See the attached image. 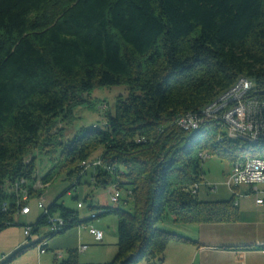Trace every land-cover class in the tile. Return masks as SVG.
Segmentation results:
<instances>
[{
	"label": "trees",
	"instance_id": "16d2710c",
	"mask_svg": "<svg viewBox=\"0 0 264 264\" xmlns=\"http://www.w3.org/2000/svg\"><path fill=\"white\" fill-rule=\"evenodd\" d=\"M241 76L264 87V0H0V230L21 225L15 189L41 195L37 182L50 183L56 173L39 178L29 150L78 106L91 105L96 86L116 84H127L129 94L118 96L106 120L60 142L62 171L80 183L91 169L97 186L115 183L127 192L121 202H134L133 210L99 207L98 215L119 216L117 253L100 264H163L170 242H195L158 226L170 216L181 223L242 220L237 192L199 199L201 152L230 162L264 158V135L233 138L216 119L189 130L178 124ZM99 150L103 164L87 167ZM58 199L25 226L32 228L28 240L39 238L0 264L43 239L49 249L51 236L87 220ZM58 217L64 223L52 230ZM56 262L94 264L81 262L77 248Z\"/></svg>",
	"mask_w": 264,
	"mask_h": 264
},
{
	"label": "rangeland",
	"instance_id": "374dc122",
	"mask_svg": "<svg viewBox=\"0 0 264 264\" xmlns=\"http://www.w3.org/2000/svg\"><path fill=\"white\" fill-rule=\"evenodd\" d=\"M246 77V76H245ZM243 79V78H242ZM241 79V80H242ZM240 80V84H241ZM129 94V87L127 84L103 85L96 86L89 96L90 101L85 102L76 108L74 117L66 121H60L57 126L49 133L44 134L42 141L36 146L32 147L27 154V160L35 159L36 174L41 178L50 169L55 168V175L50 183L44 184L40 180L37 182L38 192L42 191L45 196L46 204L49 205L54 200L64 203L65 206L72 208L78 212L79 218L83 221L81 224L70 227L66 232L58 233L49 238L50 250L47 255L54 257L55 261L66 258L69 249L77 248L79 252V260L83 263H106L111 261L118 250V222L119 216L114 212L99 214L101 204H108L113 206L110 200V190L115 191L117 184H109L105 187L97 186L91 179V169L87 174L83 175L81 182L77 183L78 175L70 176L68 171H62L60 166L62 164L61 157V141L63 143L73 139L76 135H80L83 128L92 127L96 123H103L107 116L108 109L114 110L115 102L119 95L127 96ZM209 129V128H208ZM59 133V134H58ZM102 150L94 154L95 160ZM209 153V156L202 160V167L204 173L199 183V199L202 200H226L230 199L234 192L235 200L241 203V208H247L246 216L250 219L258 218L260 214L264 215V208L258 207V197L264 198V183H259L257 187L259 191H253L248 184H240L236 188H231L227 183L228 172L230 170L229 159L218 154ZM207 184L216 185V191L209 189ZM123 191V198L126 197L127 192ZM40 194H36L30 198L29 204L32 207L30 214H19L16 216V223L21 225H12L4 230H0V257L8 253L7 246L12 240L23 238L27 236L24 233L26 225L35 223L37 219L43 214V209L39 207ZM107 205V206H108ZM121 206L128 210H133L134 202H121ZM176 220L172 216L165 218L158 223V226L174 232ZM198 222H191L182 226L184 230L187 225ZM87 224V226H85ZM80 226L82 227L80 229ZM94 226L104 231V240L97 241L95 236L90 232L89 228ZM47 225H42V230H46ZM186 231L187 230L186 228ZM39 235L34 233L27 242L35 241ZM194 240V239H193ZM174 242V241H172ZM170 242L166 250V259L163 264H185L192 256L191 248L194 244L190 242L184 243L181 248L175 249ZM81 243L88 244L89 247L81 251ZM172 247V248H171ZM37 247L32 250L36 251ZM172 249V250H170ZM175 249V250H174ZM34 251V252H35ZM63 253L62 257L55 255V252ZM56 252V253H57ZM11 254V253H10ZM56 256V257H55ZM32 257V256H31ZM188 263V262H187ZM186 263V264H187ZM12 264V263H10ZM14 264V263H13ZM135 264H161L158 259L156 262H150L147 259Z\"/></svg>",
	"mask_w": 264,
	"mask_h": 264
},
{
	"label": "built area",
	"instance_id": "2783aa9c",
	"mask_svg": "<svg viewBox=\"0 0 264 264\" xmlns=\"http://www.w3.org/2000/svg\"><path fill=\"white\" fill-rule=\"evenodd\" d=\"M208 119H216L220 121L230 137L244 138L259 137L264 135V87L258 88L253 79H242L241 84H238L232 92L223 93L217 100V103L212 109H202L200 114L193 112V118H186L185 115L178 119V124L186 129H192L194 126H199L200 123ZM203 159L209 156L207 152H201ZM102 158L97 157L92 162L85 163L87 167L102 165ZM227 183L231 188H236L240 184H248L253 191H259L257 187L259 183H264V159H259V156H251L249 159H234L230 162V170L228 172ZM22 182H25L22 179ZM18 185V184H17ZM209 189L216 191L217 186L207 184ZM16 188V187H15ZM115 191L110 190V200L113 203L120 204L123 197V191L115 186ZM18 191L19 204H23L20 214H28L32 212V207L29 204L31 193L29 188L15 189ZM257 203L264 204V198L258 197ZM39 207L47 212L46 200L44 193L40 195ZM64 223L61 217L54 218L51 229L60 230ZM87 226V225H85ZM90 232L95 236L97 241L104 240V231L102 229L91 226ZM26 236L31 234V226L24 228ZM47 240L43 239L39 249L44 252L47 248L44 246ZM89 247L88 244H81L80 250L84 251ZM61 256V253H60Z\"/></svg>",
	"mask_w": 264,
	"mask_h": 264
},
{
	"label": "crops",
	"instance_id": "0c3cea01",
	"mask_svg": "<svg viewBox=\"0 0 264 264\" xmlns=\"http://www.w3.org/2000/svg\"><path fill=\"white\" fill-rule=\"evenodd\" d=\"M112 204L113 206H117L115 203ZM238 204L243 213V218L240 221L194 223L187 225L189 228L185 227L184 230L180 229L188 223H175L176 227L173 228L174 232L198 241V243L195 244L192 241H188L194 245L190 247L192 256L188 259V263L186 262L187 264H264V215L260 214L258 218L255 217L254 219H250L245 214L247 213L246 211H248L247 208H241V203ZM101 205L106 204L103 203ZM258 207L264 208V204H259ZM81 228L80 226V229ZM186 228L189 231H186ZM0 236H2V234ZM38 238L39 237H37V239ZM27 239L23 237L12 240L9 246H7L8 253L0 257V261L6 259L10 253L20 246L28 244ZM184 243L187 242H172L171 246L178 249L181 248ZM0 244H2L1 240ZM38 246H36V251L32 250V247L10 263L57 264L54 257L47 255L51 248L50 243L49 249L44 252H42ZM56 252L55 255L58 254L57 256L59 257L63 256V253L60 252V256V254Z\"/></svg>",
	"mask_w": 264,
	"mask_h": 264
},
{
	"label": "bare ground",
	"instance_id": "6f19581e",
	"mask_svg": "<svg viewBox=\"0 0 264 264\" xmlns=\"http://www.w3.org/2000/svg\"><path fill=\"white\" fill-rule=\"evenodd\" d=\"M246 79V78H248V79H251V78H249V77H245V76H241L232 86H230L227 90H225L224 92H222L220 95H219V97L217 98V99H215L214 101H212V102H210L206 107H205V109H212V107L217 103V100L223 95V93H227V92H232V90H235L236 89V87H237V85L238 84H240V80L241 79ZM186 118H193L192 116H190V115H188V116H186ZM194 127H196V126H194ZM193 127V128H194ZM253 139H257V137H252ZM249 158H251V156L250 157H246V158H243V159H249ZM259 159H264L263 157L261 158V157H259ZM48 185V184H47ZM116 204V203H115ZM52 230H56V231H58V229H52ZM40 246H41V244H40Z\"/></svg>",
	"mask_w": 264,
	"mask_h": 264
}]
</instances>
